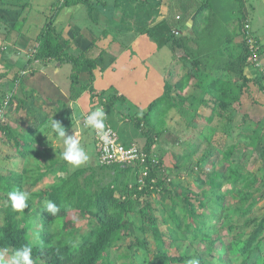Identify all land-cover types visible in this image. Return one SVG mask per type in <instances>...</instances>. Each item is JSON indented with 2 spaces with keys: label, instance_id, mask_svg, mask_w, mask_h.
Listing matches in <instances>:
<instances>
[{
  "label": "rangeland",
  "instance_id": "374dc122",
  "mask_svg": "<svg viewBox=\"0 0 264 264\" xmlns=\"http://www.w3.org/2000/svg\"><path fill=\"white\" fill-rule=\"evenodd\" d=\"M102 1L108 4V9L105 13L109 18L106 21L125 20L123 21L124 28L117 27L114 31L112 27H106L102 19H100L98 24L93 23L90 25L87 24L89 20H86L84 21L86 23L84 26L85 28H82L83 26L79 27V25L76 27L75 32L77 33V37L72 41L73 45L76 47H74L73 51L70 50V53L77 57L85 50L78 46V41L85 36L88 39L94 38V41L89 40V43L95 44L91 48V51L89 52V50H86L82 55H84V58L87 60L97 61L96 66L92 68L83 66L81 69L76 70L78 72L75 73L73 67L75 68L76 65L71 66V64H68L64 66L65 64L55 61L54 63L63 64L61 70H65L59 77L61 82H65V75H67L68 79L66 80L69 82V85H71L70 76L74 73L77 74V85L74 87L72 86L74 92H68L67 95L69 98L66 97L65 100H51L46 96L45 89L43 91L40 87L38 90L41 91L40 101H36L34 105H30V107L23 105L21 106V110L17 112L12 110L9 113V119L17 122L15 125L18 129L22 125H25L29 133L32 129H38L35 136L31 133L30 135L32 141L36 142L33 143L36 148L35 151H40L45 155V161L43 163L48 161L46 167L54 163V168L49 166L51 169H59L60 165H62L67 172H74L75 170L97 163V156L95 149H93L96 131L84 128L82 123L80 125L74 124L73 114L77 112V109L74 107L72 108L74 113H67V117L65 116L67 119L71 118L72 121H68L62 125L66 129H72L79 134L82 144L91 155V159L87 165L72 170L70 166L66 165V163L60 159L59 153L62 150L61 146L53 142L47 136L45 129L50 123L51 118L55 116L58 117V114L65 112L63 101L72 100V102H74L77 96H79V98L84 97V100L87 99L89 102H93L95 98V103H99V106L96 107H103L105 110L107 117L105 120L106 127H111L114 130L113 132L116 134L119 144L144 150L147 148V144L151 142L152 145L150 148L153 154L151 155V159L155 157H157V159L159 158L162 165L159 175L167 172V174L172 173L169 177L173 175L177 177L175 180L170 178L171 182L165 185V189H158L149 196L140 198L134 212L129 215L127 220L130 222L132 218L131 215L138 214L139 210L147 203L153 211H156L155 216L158 219L159 228L174 232V237L179 239L182 233L185 235L186 226L184 231L177 229L174 217L178 218L183 225H186V223H190L191 226L197 225L196 221L185 220L182 215L183 209L186 208L184 198L188 197L189 199L199 196L202 200L207 192L211 194L213 192V201L211 203L208 202L207 199H204V202L202 200L203 203H198L193 199H191V202L194 204L197 213H200L202 216L206 214L203 209H200L199 205L206 203L211 207L212 215L221 220L220 235L223 239L219 245L212 242L210 246H214L215 250L223 252L229 241V238L224 239L226 231H223V229L228 225L224 217L225 214L230 217L229 220L231 224L234 225L254 221L244 233H249L251 229L255 228L256 224L264 218V158H261L259 155L261 147L264 146L262 143V141H264V93L259 90L253 80H249L264 75V0L247 1H250L252 7L245 11L246 14L251 15L253 18L251 23L253 31L252 39L258 42L257 45H254V49L257 50V55L259 54L260 57L254 62V66H250L248 70H246L245 77L248 80H246V84L243 86L242 90H239V85H241L243 81L239 78V73L234 66L242 50V37L241 34H239V25L236 21V17L232 16L231 12L228 17H224V19L228 18L227 22L229 24L227 28L219 29L218 33L211 32V18L204 16L199 19L198 22L196 19V21L191 23L192 26L190 28L188 27V30L183 32L179 38V36L176 35L177 33H173L166 24H158L155 26V23H152L153 18L150 17L151 15H149V24L152 23V25H149L142 19L141 14L145 10H140L138 7L141 2L142 5L146 4L147 1L145 0ZM27 2L28 0H16L15 6L16 4L25 5ZM55 3L50 7V12L47 17L34 16L30 19V21L38 23V33L46 28V19L54 13L53 8L57 6ZM36 4H39L38 1H36ZM137 12L139 13L138 15ZM230 22L234 24V28H232L230 25L232 23ZM157 27L161 28V31L156 30ZM61 29V26L57 27L58 31ZM107 30H109L110 33L105 34ZM89 31H93V34L86 35L85 32ZM143 31L147 32V36L145 35L144 38L140 37L137 45L134 40L139 36L138 32L140 33ZM33 32H36L34 28ZM61 33L65 35L63 32ZM36 34L37 33L34 34L30 32L26 33L25 36L27 39L34 40ZM68 35L71 36V34ZM20 36L24 35L21 34ZM178 40H180V42ZM0 41L2 42V40ZM146 41L152 44L151 50L140 52V50L137 49L140 48L138 46H142ZM174 43H179L180 46L177 48ZM109 46H111V50L107 49ZM105 47L107 50L104 49ZM183 48L188 50L185 61L179 58L183 53ZM3 49L4 48H0L1 51ZM5 52L6 51H4V53ZM105 52L107 53L106 56H104ZM21 55L26 56L25 53H21ZM194 57H197L200 63L199 67L197 65V72L199 71L198 80L187 87L184 95L187 97H194L198 94H202V90L198 89L195 85L205 83V77L209 76L213 81L219 78L225 83L230 82L234 85L233 91L228 90L223 94H218L224 96V98H222L223 102L232 104L238 100V103H240L239 105L236 103L233 108L228 109L219 116L220 118L217 116L213 124H208L205 120H202V118L209 115V110L201 109L202 111L193 114L192 111L186 110L188 103L184 105V108L181 107V109H179L173 107V109L163 114L152 112L149 108L153 100L163 96L166 82L174 85L181 80L188 68L194 69L192 63L194 62ZM28 58L29 57H26V63ZM119 59V63L111 66L112 61ZM123 60L125 62L128 60V62L124 63ZM56 66L58 65L56 64ZM114 67L118 68V72L116 70V73L113 74L111 72L114 71ZM18 68L20 67L14 65L12 71ZM30 69L35 68L31 67ZM107 71L110 72L107 74ZM27 74L28 72L26 75ZM109 75L110 77H108ZM90 79L91 82L89 81ZM51 85L52 87L60 86L64 88L59 82H55V85ZM107 85L111 86L107 89ZM17 86V82H13L11 79L8 80L6 78L5 80H0V95H5V101L2 102L0 106L2 117L4 107L8 106V101L12 98V95H19L20 97L27 96L25 99L26 103V100L29 101V99L32 98L30 97L32 94H38V92L31 93V95H22L20 92L13 94V88ZM6 92H8V95L5 94ZM97 97H101V100H98ZM13 105L16 107L18 103L13 101ZM236 107L240 108L241 112H239ZM87 113L88 112L84 113L83 116L77 114L81 122L83 121L84 115ZM141 113L142 115H140ZM230 114L235 116L233 119L234 123L240 124L241 121L246 123L249 134L254 131V126L252 124L257 123V133H259L258 135L262 134L259 140L260 142L255 140L250 143L249 140H245L247 139L246 136L239 135V130H234L232 132L228 124ZM3 124H6V122ZM191 124H195L196 126H191ZM8 136L3 137L0 132V177L10 175L14 166L13 152H15L17 148L13 139H9ZM240 140L243 141L240 142ZM244 141L246 147H244ZM232 148H235L236 160H241L243 156L245 157L243 160H247L244 165L246 173L242 171V175L246 178L254 176L251 179L252 185L249 186V182L242 179L238 180L237 184L227 182L222 185L221 193L215 192L213 187L207 185L206 180L212 176L214 170L219 173H224L226 171L228 163L223 164L225 157L222 156V152L224 153ZM38 164L39 161L36 158L33 161L25 162V166L27 165L29 168H35ZM16 167L19 172L24 170L23 166L20 164ZM236 168L233 167V169ZM65 175L66 174L63 173L62 176ZM127 179L124 180L123 185L127 182L129 185L130 179L128 181ZM130 185H133V183H130ZM241 192L250 193L252 201L255 203L251 213L242 220L241 211L237 210L241 207V204L238 202ZM215 195H219V197L222 200L224 198V200H218L217 202L215 200ZM2 197L3 194L0 193V198ZM217 203L223 207L221 217L216 212L217 209L215 205ZM175 204L177 205L175 206ZM171 214L173 215L171 216ZM146 219V216H144L141 220L137 221L136 226H131L129 232L134 237L145 238L150 248L154 249L155 244ZM205 220L206 216L202 221ZM2 225L3 216L0 215V227ZM210 225L212 229L210 227V229L207 230L205 227L202 228L200 233L202 235H207L205 237L206 240H212V238L218 235L219 227L214 224ZM138 226H140L141 231L137 228ZM38 228L39 224L35 222L34 230ZM188 231H190V234L195 233L193 228H188ZM235 233L236 232L233 234ZM247 233H245V235H247ZM30 234H33L32 231H30ZM182 239L183 242L177 243L170 249L169 255L175 257L188 256L191 257L190 259H193L198 254L197 249L208 250V246L201 239L197 240L194 244H191L190 241H186L188 240L187 238ZM127 243L132 245L133 242L127 240ZM133 250L134 252L136 251L135 249ZM124 251L125 248L122 246H119L120 253L116 250L110 251V259L113 264H143V261L140 262V258L137 259L136 262L132 260V252H128L129 258L123 261L122 253ZM149 259L150 264L157 263L156 258L150 257ZM211 264H216L215 259L211 260Z\"/></svg>",
  "mask_w": 264,
  "mask_h": 264
},
{
  "label": "trees",
  "instance_id": "16d2710c",
  "mask_svg": "<svg viewBox=\"0 0 264 264\" xmlns=\"http://www.w3.org/2000/svg\"><path fill=\"white\" fill-rule=\"evenodd\" d=\"M100 1L62 0L61 5L57 4L58 7L53 8L54 13L46 19V28L37 35L33 45L29 49L27 48L26 57L29 58L26 63V68L22 64H18L17 66L20 68L12 71L14 67L13 62L11 64L2 63L0 64V80L7 78L8 80L11 79V81L17 82L18 86L13 88V94L20 92L22 95H31V93H35L36 91L31 89L27 90L24 86L23 76L29 70H27V64L31 65L29 68H38L43 67L47 61L53 60L63 64H71V66L76 65L75 68L73 67L75 73L78 72L76 70L81 69L83 66H87L88 68L96 66L97 61L87 60L82 55L86 50L91 51V48L95 44L89 43V40L94 41L95 39H88L85 36L84 38L87 39V42L84 43L85 50L82 54L75 57L70 53V50L72 49V41L77 37V33L71 30L70 37H63L62 33L56 29L55 24L62 23L61 20L65 14L62 16L59 15L63 12L64 8L74 7L79 8L78 11H86V17L85 19L82 18V21L89 20V23L93 22L94 24H98L101 14L98 9ZM236 2L239 12V17L236 18V21L238 22L242 37V50L234 66L239 73V78L243 81L239 85V90H242L246 84V80H248L245 77L246 70L250 66H254V61L249 42L243 39L245 32L244 24L247 22V19L242 16L243 2L242 0H236ZM205 6H208V2L201 8L199 7L200 10L198 11L200 15L197 17L198 20L203 18ZM111 22L105 21V24L110 25ZM21 23V20L16 21L12 27L5 31V35L7 37L11 35L18 37L23 34L21 33ZM210 26L212 33H218L219 29H224V25L216 26L212 21L210 22ZM88 33L93 34V31H89ZM108 33H110L109 30L105 34ZM140 33L146 34L147 32L143 31ZM178 41L180 42V40ZM254 42H256L254 43L255 45L258 44L256 40ZM174 44L177 48L180 46L179 43ZM182 51L184 54L182 53L179 58L185 61L188 50L183 48ZM1 52L3 51H0V58L2 55ZM193 60L194 69L188 68L181 80L174 85L166 82L163 96L153 100L149 108L152 112L163 114L173 109V107L179 109L181 107L184 108V105L188 103L186 110L192 111L193 114L202 111L201 109L209 110V115L202 118V120H205L208 124H213L217 116L219 117L228 109L233 108L239 101L237 100L232 104L223 102L222 98L224 96L218 94H223L228 90L233 91L234 85L230 82L225 83L219 78L213 81L209 76L205 77V83L195 85L198 89L202 90V94L194 97L185 96L184 92L187 90V87L193 82H196L199 76L197 65L199 67L200 63L197 57H194ZM37 68L30 70L28 74H35ZM75 73L70 76L71 85H69L70 90L68 92L72 91L73 93V87L77 85V74ZM249 80H253L259 90L264 93V75ZM89 81L91 82V79ZM8 92L5 94L8 95ZM0 96H2L0 97L1 106V103L5 101V95ZM26 97L12 95V98L8 101V106L4 107L3 111L4 123L6 122V124H2L0 132L3 134V137L9 135V139H13L17 150L15 149V152H13L14 166L12 173L8 176L0 177V193L3 194V197L0 198V215L3 216V225L0 227V248H19L29 243L30 236L38 235L42 243H33L32 258L34 264H113L110 259V251L116 250L119 252V246L125 248V251L122 253L123 261L129 258L128 252H132V260L136 262L140 258V262L143 261V264H150V257L157 259V263L155 264H187V261L191 257H175L169 255V251L173 246L183 242L182 238H187L188 240L186 241H190L191 244L201 239L208 246V250L206 251L197 249L198 254L195 259L199 261V264H211L212 259H215L216 264H264V218L256 224L255 228L251 227L252 229L249 233L245 232L247 233L245 235L244 231L254 221L234 225L231 224L230 217L225 214L224 217L228 225L223 229V231H226L224 239L229 238V241L223 252H219L215 250L214 246H210L212 242L219 245L223 239L220 235L221 220L212 215V209L206 203L199 205L200 209H203L206 215L202 216L200 213H197L191 199L198 203H203L204 199H207L211 203L213 201V192L212 194L207 192L202 199L203 202L199 196L189 199L188 197L184 198L186 208L183 209L182 215L185 220L196 221L197 225L191 226L190 223L183 225L178 218L174 217L177 229L184 231L186 226L185 235L182 233L179 239L174 237V232L159 228V222L155 216L156 211H153L147 203L139 210L138 214L131 215L132 218L129 222L127 219L134 212L140 198L149 196L158 189H165V185L171 182L170 178L174 180L177 178L175 175L169 177L172 173L167 174V172L159 175L162 165L157 157H155L156 159L148 157L143 163L132 165H120L117 163L102 164L99 160L96 147L93 146L97 156V163L94 165L83 167L74 172H67L62 165H60L59 169H51V166L53 168L55 167L54 163L46 167L48 161L43 163L45 161V155L40 151H35L36 148L33 143L36 142L32 141L30 135L31 133L35 136L38 129H32L29 133L25 125H22L18 129L15 125L17 122L9 119V113L12 110L17 112L21 110V106L23 105L30 107L36 101H40V95L38 94H32L30 96L32 98L29 101L26 100L25 103ZM97 99L101 100V97H97ZM13 101L18 103L16 107L13 105ZM237 110L241 112L240 108H237ZM234 117V115L230 114L228 123L232 132L239 130V135L246 136L247 139L245 140H249L250 143L255 140L260 142L259 140L262 134L258 135L259 133H257V123L252 124L254 131L250 135L246 123L241 121L240 124H236L233 121ZM192 124L191 126H196ZM262 143L264 144V141ZM151 145L152 143L149 142L146 146L147 148L144 150L150 153L152 151L150 148ZM244 147H246L245 141ZM235 148L229 149L224 153L222 152V156L225 157L223 164L228 163L226 171L219 173L214 170L212 176L206 180L207 185L213 187L215 192L221 193L222 185L227 182L237 184L238 180L242 179L248 181L249 186L252 185L251 179L254 176L246 178L242 175V171L246 173L244 165L247 160H243L245 158L244 156L241 160H236ZM259 155L261 158H264V146L261 147ZM35 158L39 161V164L35 168L25 166V162L33 161ZM18 164L23 166L24 170L22 172L17 170L16 166ZM233 167L237 168L233 169ZM57 172L60 174L65 173L66 175L62 176ZM125 179L127 181L130 179L129 185L130 183H133V185L129 186L128 182L123 185ZM13 190L26 191L30 194L29 206L24 209L23 213L13 211L8 203L7 194ZM215 196L217 202L218 200H222L219 195ZM44 200H51L57 204L60 211L56 216L53 217L42 211V202ZM238 202L241 204V207L237 210L241 211L242 220L251 213L255 203L252 201L251 194L245 192H241ZM215 206L217 209L216 212L221 217L223 207L218 203ZM144 216L147 218L146 220L155 244L154 249L150 248L145 238L134 237L129 232L130 227L136 226L137 221L141 220ZM205 216L206 220L202 221ZM35 222L39 224V228L36 230H34ZM210 224L219 227L218 235L212 238V240H206L205 237L207 235L200 233L202 228L206 227L208 230L211 227L212 229ZM137 228L141 231L140 226ZM188 228H193L195 233L190 234ZM30 231L34 235L30 234ZM234 232L236 233L233 234ZM127 240L133 242L132 245L128 244ZM133 249L136 251L134 252Z\"/></svg>",
  "mask_w": 264,
  "mask_h": 264
},
{
  "label": "crops",
  "instance_id": "0c3cea01",
  "mask_svg": "<svg viewBox=\"0 0 264 264\" xmlns=\"http://www.w3.org/2000/svg\"><path fill=\"white\" fill-rule=\"evenodd\" d=\"M15 1L16 0H1L0 1V48H4L1 52V58H0V64L5 63H12L14 65H18L19 63L22 64V66H25L26 68V56L21 55V53L26 54L27 48L29 49L32 45L34 40L36 39L37 35L39 34L38 32V23L30 21L31 18L34 16L38 17H47L49 14V9L52 6L53 3L61 5L62 0H28V2L25 5H19L16 4L15 6ZM36 1H38V5L36 4ZM100 1V0H98ZM147 1L146 4L142 5V2L140 3V6L138 7L140 10H145L141 15L142 19L145 20L148 24L150 21V17L153 18L152 23H155V26L158 24H166V26H169V29L172 32L179 33L180 36L188 30V27L190 28L192 26L191 23L196 21L197 17L200 15L198 9L199 6L200 8L208 2V6H205V10L203 12V17L208 16L211 18V21L216 25H224V28H227V25L229 24L228 18L224 19V17H228L229 13H232V16H235L236 18L239 17V12H238V4L236 0H145ZM248 0H242L243 2V14L247 19V22L250 24L251 28V23H252V16L246 14V11L248 8L252 7L250 1L247 2ZM58 6V5H57ZM79 8L74 7V8H64L63 12L59 15L62 16L63 14L64 17L61 20V24L56 23L55 27L57 29L58 26H61L63 32L65 35L64 37H70L68 34H71V30L75 31L76 27L79 25L83 26L82 28H85V22L82 21L81 19L86 17V11H78ZM98 9L100 10V19L103 20L105 23V19H108L109 16L106 15L105 11L108 9V4L104 1H100V5L98 6ZM237 9V10H236ZM149 13V14H148ZM176 13V14H175ZM139 13L137 12V15ZM175 14V15H174ZM149 15H151L149 17ZM181 16V19L178 21L175 19V17ZM214 17V18H212ZM87 18H88V13H87ZM22 21L20 24L21 27V33H23L24 36H9L7 37L5 35V31L12 27L16 21ZM198 22V19H197ZM235 22V21H232ZM230 22V23H232ZM149 24V25H152ZM88 25L93 24V22H88ZM196 24V23H195ZM193 24V25H195ZM232 28H234V24H230ZM106 27H112L113 30L117 27L124 28L123 21H112L110 25H106ZM72 27V28H71ZM127 27V25H126ZM33 28L36 32H33ZM156 30L161 31V28H156ZM164 30V29H162ZM37 33L35 35V39H27L25 34L26 33ZM235 32V31H234ZM251 32L253 34L252 28ZM85 34H89L88 32H85ZM240 34V33H239ZM138 37L135 38V43L138 45V41L141 38H144L146 34H140L138 32ZM147 36V35H146ZM87 38V37H86ZM87 42V39L82 38L78 41V46L80 48L85 47L84 43ZM264 43V42H263ZM74 46L72 44V49L73 51ZM140 48H137L142 51H150L152 48V44L148 41H146L142 46H138ZM106 49V47L104 48ZM107 49L111 50V46L107 47ZM106 49V50H107ZM108 50V51H109ZM1 51V50H0ZM4 51H6L4 53ZM106 51V52H108ZM105 52V55L107 53ZM16 55V56H15ZM119 60H114L111 62V66L114 64L116 65L119 63ZM55 61L50 60L45 63L43 67H35L37 68L35 74H27L23 76L24 78V86L26 87L27 90L31 89L33 91L38 92V94H41V91H38L39 88L44 91L45 89V94L48 98L51 100H65L66 97H68L67 93L70 90L69 82L66 80L68 79L67 75H65V82H61L59 80V77L61 76V73H64L65 70H61V67L63 64L61 63H54ZM124 63H127L128 60ZM56 64L58 66H56ZM131 64V63H128ZM27 70L28 72L32 69L29 68V64H27ZM68 64H65L64 66H67ZM110 65V64H109ZM123 65V64H122ZM115 68V67H114ZM109 69V68H108ZM113 70V69H112ZM116 70L118 72V68H115L113 72L111 73H116ZM110 71H107V74ZM110 77V75L108 76ZM61 83L64 88H61L60 86H55L52 87L51 84L55 85V82ZM111 85H107L106 88L110 87ZM66 89V90H64ZM69 98V97H68ZM96 100L94 98L93 102H89L87 99L84 100V97L79 98L77 96L76 100L72 102L70 101H63V107L65 109V112H62L58 114V117L55 116L53 119L62 122L64 125L68 121H72L71 118L67 119V113H74L72 108H76L77 112L75 115H80L83 116L84 113L89 112L93 110L96 106H99V103H95ZM92 108V109H91ZM88 109V110H87ZM91 109V110H89ZM87 110V111H86ZM86 111V112H85ZM66 116V117H65ZM69 117V116H68ZM52 119V118H51ZM71 123V122H70ZM93 144V142H92Z\"/></svg>",
  "mask_w": 264,
  "mask_h": 264
},
{
  "label": "clouds",
  "instance_id": "9594fccd",
  "mask_svg": "<svg viewBox=\"0 0 264 264\" xmlns=\"http://www.w3.org/2000/svg\"><path fill=\"white\" fill-rule=\"evenodd\" d=\"M178 17L180 20L181 16ZM245 25H249L248 34L251 38L253 45H255L254 43L256 42H254V40L252 39V32L250 31L251 28L249 22H246L244 24V30H245ZM176 35L179 36L180 34L177 33ZM245 35H246V30L244 32L243 39L249 42L246 39ZM249 46H250V42H249ZM257 56L258 58L260 57L259 54ZM253 61H254V57H253ZM73 115H74V124L80 125L82 123V126L84 128L96 131L105 143L109 142L108 135L105 132L106 129L105 120L107 117L103 107H96L94 110L89 111L86 115H84L82 122L79 116L75 114ZM140 115H142V113ZM3 123H4V118L3 120L0 121V129ZM45 131L47 136L53 142L61 146L62 150L59 153L60 159L63 162H65L66 165L70 166L72 170L85 166L90 161L91 159L90 152L86 150V148L82 144L81 138L77 132H74L72 129L70 130L66 129L60 121L54 120L53 118L51 119L50 123L46 126ZM94 146H95V137H94ZM141 151L146 154L147 156L146 159L148 157L151 158V155H153L152 152L149 153L145 150H141ZM136 163H140V162H135L132 164H136ZM61 175H63V173H61ZM7 196H8V203L11 209L17 213H23L24 209L29 206L28 201L30 198V194L26 191L13 190L8 192ZM42 211L54 217L59 213L60 208L53 201L44 200L42 202ZM34 242L42 243V241H40L39 239V236L36 235V236H30L29 243H26L19 248L16 249H9L7 247L0 248V264H34V260L32 258ZM187 264H199V261L193 258L187 261Z\"/></svg>",
  "mask_w": 264,
  "mask_h": 264
},
{
  "label": "built area",
  "instance_id": "2783aa9c",
  "mask_svg": "<svg viewBox=\"0 0 264 264\" xmlns=\"http://www.w3.org/2000/svg\"><path fill=\"white\" fill-rule=\"evenodd\" d=\"M179 20V17H176ZM246 39L250 42V50L253 54L254 61L258 59L256 49L248 34L249 25H245ZM3 120L0 110V121ZM105 132L108 135V141L105 143L100 135L96 132L95 147L98 153L99 160L102 164L117 163L120 165H129L135 162L143 163L146 160V154L135 147H126L117 142L116 134L110 127H106Z\"/></svg>",
  "mask_w": 264,
  "mask_h": 264
}]
</instances>
